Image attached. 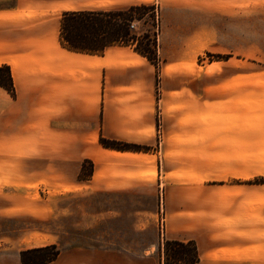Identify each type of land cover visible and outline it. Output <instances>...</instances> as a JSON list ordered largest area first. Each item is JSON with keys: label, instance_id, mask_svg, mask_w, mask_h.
<instances>
[{"label": "crops", "instance_id": "crops-1", "mask_svg": "<svg viewBox=\"0 0 264 264\" xmlns=\"http://www.w3.org/2000/svg\"><path fill=\"white\" fill-rule=\"evenodd\" d=\"M100 2L0 0V66L10 68L15 91L11 97L0 88V216L21 214V202L38 217L31 212L38 203L91 196L101 202L92 227L103 245L77 256L92 264H163L164 241L194 242L196 264H264V183L253 182L264 179L257 131L250 122L218 132L232 140L211 146L192 125L205 118L203 109L192 98L178 110H171L177 100H156V68L131 47L110 46L102 55L63 48L62 13ZM157 115L164 131L156 150ZM100 137L148 150L106 149ZM85 161L92 175L80 179ZM146 199L148 210L138 204ZM117 219L129 224L118 227ZM117 234L152 236L132 255L105 241Z\"/></svg>", "mask_w": 264, "mask_h": 264}, {"label": "rangeland", "instance_id": "rangeland-1", "mask_svg": "<svg viewBox=\"0 0 264 264\" xmlns=\"http://www.w3.org/2000/svg\"><path fill=\"white\" fill-rule=\"evenodd\" d=\"M139 4L153 6L142 21L130 24H134L131 31L137 37L149 35L155 40V61L150 64L156 68V100L163 96L177 100L171 110H178L192 98L193 108L205 113V118L193 120L192 125L204 132L203 137L214 147L232 140L216 133L243 130L251 122L257 131L258 159L262 161L258 163L264 165V0H225L224 4L218 0H101L95 10H124ZM218 7L225 10L218 11ZM191 122L182 120L179 125ZM163 131L157 115L156 150ZM253 182L262 184L264 179L258 175ZM147 200L138 203L144 210L151 206ZM126 204L114 203L120 211ZM27 205L20 203L17 216H0V264H20V251L42 247L39 245L49 240L61 254L50 264H92L77 253H91L93 247L103 245L92 227V214L101 202L91 196H58L31 208L38 217L28 215ZM128 224L125 219L115 223L118 227ZM151 236L117 234L114 239L106 236L105 241L138 255ZM184 263L171 257L170 251L163 255V264Z\"/></svg>", "mask_w": 264, "mask_h": 264}, {"label": "trees", "instance_id": "trees-1", "mask_svg": "<svg viewBox=\"0 0 264 264\" xmlns=\"http://www.w3.org/2000/svg\"><path fill=\"white\" fill-rule=\"evenodd\" d=\"M153 6L139 4L124 10H81L64 12L60 18V43L63 48L83 54L102 55L110 46H129L150 63L155 61V40L149 35L137 37L129 28L130 23L142 21ZM151 16V15H150ZM0 88L15 97L10 68L0 66ZM99 144L106 149L116 151L146 152L148 147L125 143L114 139L99 138ZM85 165L89 166L88 171ZM92 175V163H82L79 178L88 179ZM184 261V264L198 262L194 242L164 241L163 255ZM60 254L54 244L20 251V264H50ZM181 263V261H179Z\"/></svg>", "mask_w": 264, "mask_h": 264}, {"label": "built area", "instance_id": "built-area-1", "mask_svg": "<svg viewBox=\"0 0 264 264\" xmlns=\"http://www.w3.org/2000/svg\"><path fill=\"white\" fill-rule=\"evenodd\" d=\"M130 29H133L134 28V24H130L129 26ZM161 224L163 223V218L161 217L160 218V221H159Z\"/></svg>", "mask_w": 264, "mask_h": 264}]
</instances>
